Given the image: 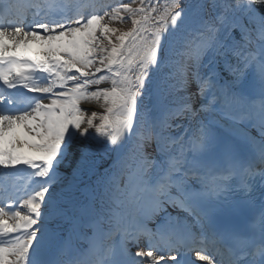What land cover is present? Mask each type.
Here are the masks:
<instances>
[{
  "label": "snow or ice",
  "instance_id": "snow-or-ice-1",
  "mask_svg": "<svg viewBox=\"0 0 264 264\" xmlns=\"http://www.w3.org/2000/svg\"><path fill=\"white\" fill-rule=\"evenodd\" d=\"M0 173V264H264V0H0Z\"/></svg>",
  "mask_w": 264,
  "mask_h": 264
},
{
  "label": "bare ground",
  "instance_id": "bare-ground-1",
  "mask_svg": "<svg viewBox=\"0 0 264 264\" xmlns=\"http://www.w3.org/2000/svg\"><path fill=\"white\" fill-rule=\"evenodd\" d=\"M35 48V46H33ZM104 86V85H102ZM84 107H93V105H83ZM87 142H85L86 144ZM93 158L90 157L88 158L87 160H85L83 162V165L82 167L86 170L89 166H90V163H91V160ZM77 160H78V155L76 156H73V157H69L68 159L64 160L61 165H60V173L62 176H71V173H72V169L75 168L77 166Z\"/></svg>",
  "mask_w": 264,
  "mask_h": 264
}]
</instances>
